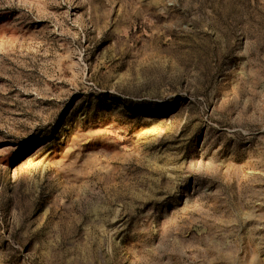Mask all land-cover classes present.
Segmentation results:
<instances>
[{
    "label": "rangeland",
    "instance_id": "obj_1",
    "mask_svg": "<svg viewBox=\"0 0 264 264\" xmlns=\"http://www.w3.org/2000/svg\"><path fill=\"white\" fill-rule=\"evenodd\" d=\"M0 264H264V0H0Z\"/></svg>",
    "mask_w": 264,
    "mask_h": 264
}]
</instances>
